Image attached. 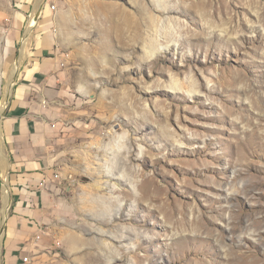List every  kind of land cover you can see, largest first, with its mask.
<instances>
[{
    "label": "rangeland",
    "instance_id": "1",
    "mask_svg": "<svg viewBox=\"0 0 264 264\" xmlns=\"http://www.w3.org/2000/svg\"><path fill=\"white\" fill-rule=\"evenodd\" d=\"M35 1L0 0V264H259L264 0ZM38 33L62 61L58 86L33 95L49 124L31 172L48 195L40 237L9 254L3 124Z\"/></svg>",
    "mask_w": 264,
    "mask_h": 264
},
{
    "label": "crops",
    "instance_id": "2",
    "mask_svg": "<svg viewBox=\"0 0 264 264\" xmlns=\"http://www.w3.org/2000/svg\"><path fill=\"white\" fill-rule=\"evenodd\" d=\"M19 1L25 7L30 0ZM61 66L62 61L53 47L51 35L38 33L31 45L30 58L15 82L13 97L9 102L3 124L5 147L12 170L9 182L15 199L14 210L7 225V234L11 238L9 254L13 252L12 249L22 246L21 243L35 239L37 234H33L39 230L35 218L41 216L39 206L47 198L49 177L39 178L36 182L33 180V174L42 175L36 171L44 170L43 159L38 155L33 156V152L41 149V146L34 143V139L45 136L49 122L42 116L45 113H41L46 110L44 105L34 100L33 95H48L50 93L47 89L58 86L62 77ZM53 124L55 127L56 124ZM33 247L30 245V248Z\"/></svg>",
    "mask_w": 264,
    "mask_h": 264
},
{
    "label": "bare ground",
    "instance_id": "3",
    "mask_svg": "<svg viewBox=\"0 0 264 264\" xmlns=\"http://www.w3.org/2000/svg\"><path fill=\"white\" fill-rule=\"evenodd\" d=\"M42 1L43 0H36L35 1V6H34V10L35 11H38L39 10V7L41 6V4H42ZM131 2H135V0H130ZM165 7V6H164ZM142 10V12H145V10L142 8L141 9ZM147 12V11H146ZM145 12V13H146ZM36 14V13H35ZM153 15H148V18H150L151 20H154V18L152 17ZM36 19V16L34 15V14H32L31 16H30V19L28 20V26L29 27H31L32 26V24H33V22H34V20ZM151 22V21H150ZM24 41H25V38H24ZM24 41H23V45H24ZM145 44H144V47L147 49V54H148V56H153L154 54H155V52L157 51V48L153 45V42L151 41V40H146L145 42H144ZM159 50V49H158ZM22 55H23V53H22ZM17 70H18V68H17V65H14V67H13V69L11 70V72H10V81L8 82V84L6 85V87H5V93H6V98L11 94V85H12V83H13V79H14V76L17 74ZM173 89H175L176 90V87L174 86V87H172ZM5 104H6V101L5 100H3L2 101V104H1V106H0V113H1V111H3V109H4V106H5ZM116 141V140H115ZM2 146H1V144H0V156H1V154H2ZM115 151V150H114ZM116 152V151H115ZM107 161V160H106ZM111 172V171H110ZM119 176L120 177H122L123 175H121V174H119ZM4 180V179H3ZM4 194L6 195L7 194V190H5L4 189ZM6 198H7V196H5ZM102 203H103V207H102V211H104V210H108V208H109V205H108V203L107 202H105V201H102ZM5 217H6V212H4L3 213V216H2V218L0 219V239H1V235H2V220L3 219H5ZM1 245H2V243H1ZM254 262H257V259H255V261ZM259 264H264V259H260L259 261Z\"/></svg>",
    "mask_w": 264,
    "mask_h": 264
},
{
    "label": "built area",
    "instance_id": "4",
    "mask_svg": "<svg viewBox=\"0 0 264 264\" xmlns=\"http://www.w3.org/2000/svg\"><path fill=\"white\" fill-rule=\"evenodd\" d=\"M51 8H52V9H54V8H55V6H54V5H52V7H51ZM52 127H54V124H52ZM53 176H54L55 178H57V177H58L57 173H55ZM36 238H39V236L37 235V236H36ZM22 259H23V261H24V262H27V261L29 260V258H28L27 256L23 257Z\"/></svg>",
    "mask_w": 264,
    "mask_h": 264
},
{
    "label": "water",
    "instance_id": "5",
    "mask_svg": "<svg viewBox=\"0 0 264 264\" xmlns=\"http://www.w3.org/2000/svg\"><path fill=\"white\" fill-rule=\"evenodd\" d=\"M14 83V82H13ZM9 97V96H8ZM6 104H8V98L6 99ZM8 216V214H7ZM2 231H4V227L2 226Z\"/></svg>",
    "mask_w": 264,
    "mask_h": 264
}]
</instances>
